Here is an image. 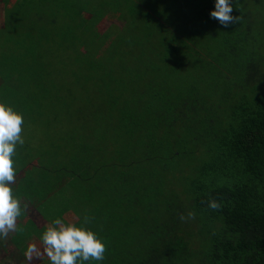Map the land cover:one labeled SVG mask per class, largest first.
Instances as JSON below:
<instances>
[{"label":"trees","instance_id":"trees-1","mask_svg":"<svg viewBox=\"0 0 264 264\" xmlns=\"http://www.w3.org/2000/svg\"><path fill=\"white\" fill-rule=\"evenodd\" d=\"M231 2L227 28L216 0L4 8L0 102L25 119L14 194L94 231L105 259L84 264H264V0Z\"/></svg>","mask_w":264,"mask_h":264},{"label":"clouds","instance_id":"clouds-1","mask_svg":"<svg viewBox=\"0 0 264 264\" xmlns=\"http://www.w3.org/2000/svg\"><path fill=\"white\" fill-rule=\"evenodd\" d=\"M231 0H216L215 10L210 16L225 28L240 22V16H233ZM24 115L12 106L0 102V240H6L10 233H23L25 228L18 226V219L27 212V205L14 194L17 179L18 147L25 144L23 137ZM208 207L219 210L222 205L216 199L208 201ZM196 218L194 211L181 215L182 222ZM94 218L83 217L82 224L87 225ZM43 251L36 243L28 245L24 255L27 261L46 256L51 264H84L89 261H103L106 245L90 228L56 218L46 226L41 236Z\"/></svg>","mask_w":264,"mask_h":264},{"label":"rangeland","instance_id":"rangeland-1","mask_svg":"<svg viewBox=\"0 0 264 264\" xmlns=\"http://www.w3.org/2000/svg\"><path fill=\"white\" fill-rule=\"evenodd\" d=\"M17 0H0V27L4 23V8L12 7ZM90 11L85 13L84 19L91 28H97V22L93 18ZM114 22L112 20L104 23V26L100 23L98 28H101V33L112 32L114 30ZM119 25V23H118ZM122 24V28H123ZM121 28V29H122ZM26 204V202L24 203ZM27 212L22 215L23 218L19 219L18 226L26 229L23 232L24 238L19 236V233H10L6 240H0V264H51L46 256L42 258H33L32 261H27L25 258V251L29 244L36 243L38 247L43 251V245L41 243V236L46 230V226L50 223L45 221V210L47 208L37 207L32 208L27 205ZM45 209V210H44ZM49 212V211H48ZM50 214L48 215V217ZM67 223H76L77 219L74 215H68L65 217ZM39 235V237L33 236Z\"/></svg>","mask_w":264,"mask_h":264}]
</instances>
